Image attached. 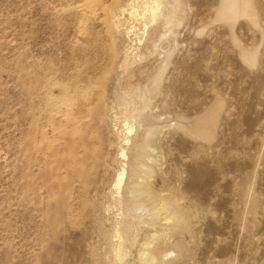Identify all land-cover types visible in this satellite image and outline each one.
<instances>
[{"label": "rangeland", "instance_id": "rangeland-1", "mask_svg": "<svg viewBox=\"0 0 264 264\" xmlns=\"http://www.w3.org/2000/svg\"><path fill=\"white\" fill-rule=\"evenodd\" d=\"M92 1L0 0V264H264V0Z\"/></svg>", "mask_w": 264, "mask_h": 264}, {"label": "bare ground", "instance_id": "bare-ground-1", "mask_svg": "<svg viewBox=\"0 0 264 264\" xmlns=\"http://www.w3.org/2000/svg\"><path fill=\"white\" fill-rule=\"evenodd\" d=\"M89 1V0H88ZM96 1H98V0H96ZM96 1H92V2H95L94 3V7L96 6ZM162 1L163 0H144L143 1V4H142V11H143V15L144 14H149L151 17H152V21L155 19V17L157 16V14H158V11L160 10V8H161V4H163L162 3ZM99 2H101V1H99ZM90 5H91V0H90ZM104 4H105V0H104ZM88 5V4H87ZM93 6V5H92ZM92 6H91V8H92ZM105 6H106V4H105ZM105 6H103V7H105ZM133 6V5H132ZM173 6V5H172ZM224 6L226 7V9L227 10H231V11H236L237 10V6H238V3L236 2V0H225V4H224ZM93 7V8H94ZM141 7V6H140ZM90 8V9H91ZM92 8V10H94ZM107 8V7H106ZM134 10H135V12H136V14H142V11L140 10H137V6H133L132 7ZM221 8V7H220ZM172 9H173V7H172ZM175 9V8H174ZM222 9V8H221ZM171 11V10H170ZM171 17V16H170ZM169 17V18H170ZM168 23V22H167ZM64 97V96H63ZM62 101H66L65 99H63L62 98ZM136 171V170H135ZM124 172H125V170H124V168L119 172V174H118V180H117V183L118 184H120L121 182H122V179H123V176H124ZM139 172V171H138ZM135 175V174H134ZM138 175V174H137ZM136 176V175H135ZM145 190H146V188H144ZM144 193H146V192H144ZM148 195V194H147ZM144 196V195H143ZM120 235V234H119ZM113 246V245H112ZM146 246H148V244L146 245ZM113 250V249H112ZM112 252V251H111ZM115 252V254H116V256L117 257H120V258H123L124 257V253H123V247H122V243H116V245L114 246V250H113V253ZM113 253H111V254H113ZM148 252H144V251H141V253H140V256L142 257L143 255H145V254H147ZM155 253V252H154ZM114 254V255H115ZM151 255V254H150ZM119 259V258H118ZM156 258H155V256H153V255H151V257L147 260V262L148 263H150L151 264V262L152 261H154ZM159 259V258H158Z\"/></svg>", "mask_w": 264, "mask_h": 264}]
</instances>
